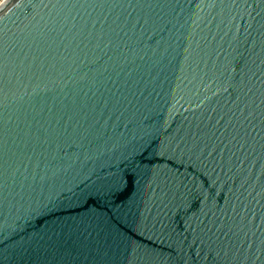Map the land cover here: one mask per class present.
<instances>
[{
  "label": "water",
  "instance_id": "95a60500",
  "mask_svg": "<svg viewBox=\"0 0 264 264\" xmlns=\"http://www.w3.org/2000/svg\"><path fill=\"white\" fill-rule=\"evenodd\" d=\"M0 264H264V0H0Z\"/></svg>",
  "mask_w": 264,
  "mask_h": 264
}]
</instances>
